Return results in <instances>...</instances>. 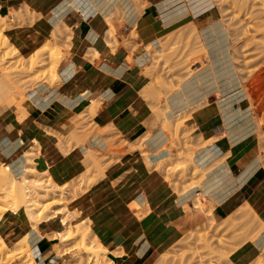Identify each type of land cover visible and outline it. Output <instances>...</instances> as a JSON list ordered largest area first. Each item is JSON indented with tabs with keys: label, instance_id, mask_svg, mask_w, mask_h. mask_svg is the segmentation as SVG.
Returning a JSON list of instances; mask_svg holds the SVG:
<instances>
[{
	"label": "crops",
	"instance_id": "obj_1",
	"mask_svg": "<svg viewBox=\"0 0 264 264\" xmlns=\"http://www.w3.org/2000/svg\"><path fill=\"white\" fill-rule=\"evenodd\" d=\"M116 3L115 9H107ZM22 5L28 6L38 18L10 31L9 38L17 49L24 51L34 45L36 49L47 45L57 28L70 39L66 58L58 71V65L55 69L58 85H42L30 92L22 120L18 119L15 107L2 110L1 163L19 172L26 165L22 152L35 147L34 163L40 173H49L60 184L76 179L85 172L83 155L87 149L97 145L106 148L105 137L96 136V142L91 139L84 146L73 144L70 149L68 137L81 114L88 115L99 129L117 132L129 144L150 132L154 138L145 143L148 152L167 144V136L153 126L152 102L147 99L151 79L138 62L142 61L144 66L151 62H145L150 58L145 48L149 44L159 48V40L184 27V23L185 27L193 25L201 33L219 20L214 7L195 9L192 0H0V7L8 11ZM119 6L126 26L118 37L119 44L114 45L108 36L106 18ZM0 15L5 16L1 11ZM131 32H135L132 46H138L141 52L140 57L134 56V66L127 61L131 51L126 41ZM239 90L221 97L230 98L226 104L212 100L207 107L193 113L204 144L195 153L194 163L208 170L203 186L196 185L178 197L179 192L149 169L139 150L125 147L121 150L123 155L107 167L104 178L87 191L81 202L77 201V208H84L83 217L91 222L94 235L107 249L108 261L155 264L163 251L179 239L182 230L194 223L184 208L195 206L197 196L205 208L212 207L217 222L230 219L247 207L257 217L256 229L260 228V235L231 253L233 264H250L264 254V169L253 154L254 149L244 148L233 137V146L224 139L227 133L233 135L237 128L249 122L242 116L248 111L244 110L248 105L246 99L241 98L245 94L231 99ZM175 96L165 101L168 118L178 112L173 103ZM60 137L67 139L61 141ZM196 206L199 212L205 209ZM55 228L49 224L35 231L23 215L12 212L0 220L4 242L12 246L28 238L36 264H63L66 254L58 256L54 251L58 238L48 237ZM62 231L60 225L56 234Z\"/></svg>",
	"mask_w": 264,
	"mask_h": 264
},
{
	"label": "rangeland",
	"instance_id": "obj_2",
	"mask_svg": "<svg viewBox=\"0 0 264 264\" xmlns=\"http://www.w3.org/2000/svg\"><path fill=\"white\" fill-rule=\"evenodd\" d=\"M192 3L195 9H208L214 7L215 9L213 12L216 14L215 16L223 20L228 27L233 46L234 61L237 71L241 76L240 81L242 85V88L238 91L239 94L233 96L231 99H236V97L238 98L241 94H245L241 96V98L246 99L248 103L246 109H244L248 111L242 116H244L245 121L249 122L244 124L243 127L237 128L233 135H228L227 133V137L224 139L233 146V141L231 142V137H233L237 139L236 141L241 142L244 148L254 149L253 154H255L264 169V0H192ZM112 4H110L107 9H115L117 3L114 4V6ZM117 8L119 9L115 10L114 13H111L106 18L107 24L109 25L108 36L113 40L114 45L119 44L118 37L123 35L122 32H124L123 29H125L126 26L124 15L120 10L121 6ZM12 10L13 9H10L8 11L0 7L1 14L7 15L10 20L7 25L4 24L6 28L3 32L0 31V35L4 39L6 38L5 36H7L11 44L9 47L1 46L2 49L0 51V82L2 81L0 83V101L2 100L0 102V114L2 110L6 108L15 107L18 111V119L21 120L26 114L24 105L29 103L28 94L30 92L35 91L42 85H47L49 87H56L58 85L59 78H55L54 80V77L50 73V69L53 66L54 59L57 61L59 59L57 71L61 62L65 60L68 50V36L64 33L65 36L63 35L62 40L56 42L61 50L59 54H55L54 50L48 47V44L53 41H50L44 46L40 45L36 50L34 49L36 45H34L24 51H20L15 47L12 39L9 38L11 34L10 31L13 29H10V27L24 26L33 23L38 16L33 13L28 6L22 5L17 9L18 14L15 19ZM9 22L11 24L10 26ZM134 36L135 32H131L126 41V45H130L131 55L127 61L131 66L135 65L134 56L138 58L141 54V52H138V46H132ZM19 37L22 38V35L19 34ZM51 40H53V38H51ZM159 44V48H155L150 44L145 48V51L148 52L150 56L151 62L145 64V66L142 61L138 63L143 66L141 69L144 74L151 79L149 91L147 92V99L152 102V123L156 129L161 130L163 134L167 136L168 142L166 145L161 148L159 147L153 153L150 151L148 152L145 143L154 138V135L150 132L134 143L129 144L123 141L122 137L117 132L110 129L101 130L92 123L88 115L81 114L75 119L73 132L68 137L70 140V149L73 144L76 147L84 146L91 139L96 142V136L105 137L104 145L106 148L102 149L101 145H97L94 146V148L89 147L87 149V154L83 155V162L86 167L85 172L76 179L60 184L56 183L49 173H40L34 163V158L36 157L35 147L29 150L26 149L22 152L21 156L25 157L26 164L28 163L27 161H30L29 165H23L19 172L12 170L9 164L0 162V170L9 166L11 173L18 180L21 178V174H24L27 167L34 168L38 173L30 175L28 178L29 181L35 178L37 181L40 180L38 182L45 183L46 187L47 184L52 186L51 188L55 195L42 200L40 199L43 197L39 195L38 189L35 188V190L32 188L39 199H37L38 205L36 209L40 210L43 215V223L37 226L39 229L40 226L54 224L56 226L55 231L48 236L51 237L56 234L61 224L65 225L66 231L64 234L70 237L71 240L62 242V238L56 239V243L58 244L54 246V251L58 256L66 254L63 264H111V261L109 262L107 259V249L94 235L91 222L83 217L84 215L82 212L84 208L81 207V209L80 206L77 208V201L80 200L81 202L87 191L104 178L107 167L118 157L123 155L121 150H124L125 147H128L127 149L130 151L139 150L149 169L158 173L164 183L173 187L176 192H179L178 197L187 194L193 190L196 185H202L206 175L205 173L208 172L207 169V171L203 169V171L205 170L204 175L203 172L202 174L198 173L195 169L197 168L194 163L195 153L198 148L203 147L204 144H201L202 137L197 131V127L193 120V113L203 107H207L212 100H216L217 103L226 104L230 98L227 100L226 98H219L217 96L218 94H214L216 92L215 90H210L211 92L209 91L206 101L204 97H201V102L199 101V103H196L197 105H191L187 109L188 112L185 113V115L179 116L178 118L172 116L169 118L170 123L165 122L166 112L168 111V106L165 103L166 98L178 92V84L181 80H186L199 73V70H195L199 65L194 63L200 55V51L203 47V39L201 33L193 27V25L185 27L184 23V27H180L160 39ZM16 50H18L24 58L19 57L20 55L17 56V54H15ZM34 54H38V60L43 61L39 67L29 71V57ZM12 55L15 57L12 58ZM202 59L204 61L206 57ZM205 63H207V59ZM19 91H21V96ZM6 95L13 99L6 97ZM21 99L25 101L23 102ZM12 102L13 105H11ZM15 104L22 106L19 107ZM235 119L237 120V118ZM106 137L108 138L106 139ZM60 139L63 141L67 138L60 137ZM145 139L147 140L145 141ZM152 141L158 142L157 140ZM204 149L207 151L208 147L206 146ZM50 178L57 186H54L48 181ZM2 186H4V184L3 180L0 178V200H6L5 198L8 191ZM187 190L189 191L186 192ZM35 193L33 192V194ZM1 206L2 205H0V207ZM133 208L140 211L137 204H133ZM52 209H56V211L54 212ZM184 209H187L194 223L187 229L184 228L182 230L179 239L163 251L155 264H233L230 257L231 253L244 242L249 240L254 241L253 237L259 236L261 233L260 228L256 229L255 220H257V217L254 216L252 212L248 215V217L250 216L249 222L243 219L245 216L247 217V215L243 217L240 216L242 219L238 216V213L246 208L237 212L230 219L222 222H217L213 218L212 207H206L205 210L201 212H199L194 205H192V208L186 205ZM250 209L252 211V208ZM9 212L12 211L9 210L4 212L3 215L0 214V220ZM17 214L24 216L22 211ZM50 219L52 220L47 222ZM29 224L32 229L35 230L32 223ZM61 228L64 230L62 225ZM38 229L35 231H38ZM84 238L87 239L88 246L95 245L96 247H101L99 248L101 253L103 252L105 254H100L99 260L93 254L89 255L84 253L82 250ZM24 242L28 245V238ZM24 242L21 243L20 241L18 243L20 246L15 244L16 246L8 245V247L10 250L12 249L11 251L15 252L16 250L17 252L18 248L25 246ZM22 244L24 246H22ZM16 252L14 254H16ZM10 254L9 252L7 256ZM31 256V259H29L28 256V258L24 256L20 260L13 261L11 258H5V255L0 253V264H25L28 260L26 264H36L33 254ZM260 257L250 264H256L257 260L260 259L264 261V254Z\"/></svg>",
	"mask_w": 264,
	"mask_h": 264
},
{
	"label": "bare ground",
	"instance_id": "obj_3",
	"mask_svg": "<svg viewBox=\"0 0 264 264\" xmlns=\"http://www.w3.org/2000/svg\"><path fill=\"white\" fill-rule=\"evenodd\" d=\"M89 1L93 2L94 0H89ZM83 5H84V3H83ZM12 14L15 16V19H16L17 14H18V10L17 9L16 10L13 9L12 10ZM8 21H10V20H9V17H7V15H5V16H1L0 15V31L3 32V30L6 28L5 25L8 24ZM10 25L11 24L9 22V26ZM12 25H13V23H12ZM3 26H5V27H3ZM14 27L15 26L10 27V29L14 28ZM7 28H9V27H7ZM63 35H64V32L60 28H57V29H55L52 32V35H51L52 37L51 38H53V40H52L53 42L49 43L48 47L51 50H54L55 54H59L61 52V50L56 46L57 45L56 42L61 41L62 38H63ZM201 36H202V39H203V47H202V49L200 51L199 57H197V61L194 63V64H198L199 65V67L197 69H195V70H199V73H197L193 77L190 75L191 78L189 77L186 80H181L180 83L178 84L179 85V88L177 86L178 92L175 94L176 96L174 97V100H173L174 106L177 107L178 112H176V113L173 112L174 114L172 116H174V118H176V117L178 118L179 116L185 115V113L188 112L187 109L191 105H193V103H195L197 100H201V97H204V100L206 101V99H207L206 97H207V95H208L210 90L211 91L215 90L216 91L215 92L216 95L218 94L217 96L221 98V97H227L228 95H230V94H232V93H234L237 90L242 88L241 81H240L241 80V78H240L241 76L239 75V72L237 71L236 64H235V61H234L235 59H234V56H233V46H232V42H231L230 31H229L228 27L225 25L224 21L219 19V20H217L215 22H212L210 25H208V26H206L205 28L202 29ZM5 37L6 38L4 39L0 35V51L2 49L1 46H8L9 47L11 45L8 37L7 36H5ZM69 39H70V37H68L67 42L69 41ZM39 52H40V50H39ZM15 54H17V56L20 55L19 57L24 58L18 50H16ZM37 56H38V54H34V55H31L29 57L30 58L29 59V65H28V70L29 71H32V70H34L35 68H37V67H39L41 65L43 60H38ZM63 56H65V55H63ZM11 57L14 58L15 56L12 55ZM59 57L62 60L60 55H59ZM203 57H206L207 63H205L206 59L203 61V59H202ZM58 61H59V59H58ZM58 61L56 59H54L53 66L50 69V73L54 77V80H55V78L56 79L59 78L57 76L56 72H55L56 66L59 63ZM0 66H1V62H0ZM17 90H18V88H17ZM206 91H208V92H206ZM19 94H20V96L22 95L21 91H19ZM223 94H225V95L223 96ZM168 96H170V95H168ZM6 97H9V96L6 95ZM9 98H11V97H9ZM11 99H13V98H11ZM24 99H21V101L23 100V102H24L25 101ZM12 101H14V100H12ZM11 105H13V102H12ZM16 106H19V105H16ZM20 106H22V105H20ZM21 113L24 114L23 112H21ZM165 122H169L170 123V119L167 116L165 117ZM167 130H169V129H167ZM146 140L147 139H145V141ZM29 155H30V153H29ZM29 161H27L28 165H29ZM214 167H215V165H214ZM195 169H196V171L198 173H201V174H202V172L204 174V171L206 170L205 169L203 171V169L199 168V167H197ZM187 171H188V168H187ZM37 173L38 172L34 168H28L27 167L25 169L24 174H21L22 176L18 180L17 178H15L13 176V174L9 170L8 166H6L4 169L0 170V178L3 180L4 186H6V187H4V186H2V187L5 190L8 191V194L6 195V198H5L6 200H0V202H1L0 205H2L0 207V214L3 215L4 212L9 211V210L12 211L13 213H18V212L22 211L24 213V217L27 218L29 223H32V225L34 226L35 230L38 229V226H37L38 224L43 223V220H42L43 215L41 214L40 210L36 209L37 205H38L37 202H38L39 199L37 198L34 189L35 188L38 189L39 195H41L43 197L40 200L55 195V193L52 191V188H51L52 186H50V184H47V187H46L45 183H43V182L40 183V182H38L40 180L37 181L35 178H34V180L29 181V179H28L29 176L30 175H35ZM205 174H207V173H205ZM31 178H33V177H31ZM48 181H50L51 184H53L54 186H57V185H55L53 183L51 178ZM201 186H203V185H201ZM32 188H34V189H32ZM192 189H193V187H192ZM188 191L189 190H187L186 192H188ZM33 192L35 194H33ZM183 194H181V195H183ZM203 204H204V202H203ZM203 204L201 203V201H199V196H197V198L195 199V206L197 205L196 207H198V206L204 207ZM52 211L55 212L56 209H52ZM250 212H252L251 209L249 207H247L246 209H244L241 212H239L238 216L239 217L240 216L243 217V216L247 215V217H248ZM245 217L243 218L244 221L249 222L250 221V218H249L250 216L248 217V219H247V217L246 218ZM61 225L64 227V230L62 232H59V233L55 234L54 236L57 237L58 239L62 238V242L71 240L70 237H68L67 235L64 234L65 231H66L65 225L64 224H61ZM257 237H258V235L256 237H253L254 240H255V238L257 239ZM25 240H27V238L22 239L21 243L24 242ZM24 244H25V246L27 245L26 242H24ZM22 246H24V245L22 244ZM24 247L18 248L17 252L15 250L16 254H14L15 252L11 251L12 249L10 250V248L4 242L2 237H0V253H3V255H5V258L8 257L9 259L11 258V260L16 261L18 259L19 260L22 259V257H24V256L25 257L28 256L29 259H31L30 256L32 255V252H31V250L29 248V245H27V247L25 249H24ZM99 248H101V247H98V246L96 247L95 245L94 246H88L87 239H85V238L83 239L82 250L84 251L85 254H89V255L93 254L98 259L100 257V254L101 255L105 254L103 252L101 253V250ZM9 252L11 254L7 256V254ZM9 259H8V261H9ZM28 261L26 263H28ZM263 262L264 261L262 259H260V260H257L256 264H264ZM24 263H25V261H24ZM111 264H113V262H111Z\"/></svg>",
	"mask_w": 264,
	"mask_h": 264
},
{
	"label": "built area",
	"instance_id": "obj_4",
	"mask_svg": "<svg viewBox=\"0 0 264 264\" xmlns=\"http://www.w3.org/2000/svg\"><path fill=\"white\" fill-rule=\"evenodd\" d=\"M155 48H157V47H155ZM147 58V57H146ZM151 59L149 58V59H145V62H148V61H150Z\"/></svg>",
	"mask_w": 264,
	"mask_h": 264
}]
</instances>
